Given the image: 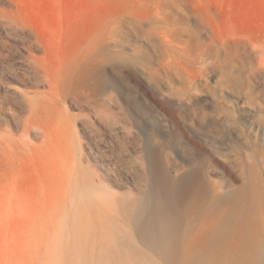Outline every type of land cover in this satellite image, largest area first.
Returning a JSON list of instances; mask_svg holds the SVG:
<instances>
[{"label": "rangeland", "instance_id": "374dc122", "mask_svg": "<svg viewBox=\"0 0 264 264\" xmlns=\"http://www.w3.org/2000/svg\"><path fill=\"white\" fill-rule=\"evenodd\" d=\"M102 33L111 35L112 54L122 46L124 59H99ZM92 51L90 86H63L70 56ZM99 68L112 88L98 87ZM28 119L34 126L24 135ZM11 138L22 149L14 194L35 211L83 212L70 219L69 239L95 233L93 222L100 227L104 236L82 257L54 256L62 248L56 231L25 221L34 252H7L1 203L10 198L12 165L2 142ZM143 144L161 145L172 175L202 169L205 193L185 215L177 264L205 234L199 264H226L237 228H220L226 213L264 222V0H0V264H167L135 238H122L134 243L133 257L100 254L116 251L110 235L126 231V208L145 189ZM61 146L79 154L67 178L59 175ZM58 184L67 197L82 188L83 204L66 197L55 208L47 192Z\"/></svg>", "mask_w": 264, "mask_h": 264}, {"label": "bare ground", "instance_id": "6f19581e", "mask_svg": "<svg viewBox=\"0 0 264 264\" xmlns=\"http://www.w3.org/2000/svg\"><path fill=\"white\" fill-rule=\"evenodd\" d=\"M111 39V35L108 33H102L100 35L95 45L97 56L99 59H102L103 56H116L120 59H124L122 46L119 43L118 52L112 54L108 50L107 42H110ZM164 42L166 46H169L168 42ZM94 52L95 51L89 53L85 52L75 57L70 56L71 59L68 61L69 69L65 74L66 78L63 86L66 88L90 86V77L95 74L94 69L90 67L93 65V61L96 57V53ZM136 62V59L131 60L133 64ZM116 70L118 73L121 71L119 67H117ZM96 73L99 78L98 87L100 90H106L114 86V83L109 80L103 68H99ZM32 126H34V123L30 119L25 121L23 128L24 135L29 133V128ZM138 128L146 138L147 132L144 131L141 126H138ZM62 148L66 151H62L64 159L60 164L64 163L65 167H58V169L60 171V177L67 178V168L71 169L75 161L79 160V154L76 150L74 152H67L68 149L66 147ZM160 148L161 145L150 146L143 144L142 156L145 164V189H143L139 197L134 199L126 208L128 214L126 231L120 236L115 234L110 235V241L116 247V251L106 248L100 251L104 259H109V256H113L115 252L126 257H133L137 253V250L133 248L134 243L130 240L126 242L122 241V238L126 237L135 238L143 242L148 246L151 254L160 256L167 264H177L180 262L179 248L184 233L185 215L192 209L193 202L196 198L204 195L205 184L203 181L202 169L199 165L183 169V171L177 175L170 174L167 169H165L161 160ZM2 149L6 154V159L8 158L12 165V171H10L12 174H10L11 179L8 184L6 183L10 198H8L6 202L2 200L3 203H1V208L3 209L1 220L5 224L4 240L7 252L14 257H24L34 252L33 249L31 250L34 241L28 237V234H25V232L21 230V225L25 222L32 228L39 227L46 232L56 231L54 234L55 239L57 244L62 247L52 253L56 257H82L89 251L90 245L94 247L93 244L100 241L104 236L102 234L101 237H99V231L101 229L96 226L94 222L92 223L94 225L92 231H95V233H83L81 238L77 241L73 235V240L69 239L70 237L68 238L67 236V233H69L67 227H69L68 224L71 221L70 219L75 215L83 217V212L81 213L71 209L68 215L67 213L63 215L64 213L61 209H48L43 212L35 211L34 208L28 207L26 199H22L21 194V196L19 194H14V191L17 192L21 189L20 186L17 185V174L19 164L18 158L20 150L22 149L19 140L14 138L5 139L2 142ZM69 172H71V170H69ZM59 186L60 184L55 185L47 192L55 208H58L57 202H62L64 198L67 197V190ZM228 196H231V194L227 193L217 196L211 200V204L213 206H218ZM84 198V190L78 187L73 189L67 197L70 203L76 205L78 203L79 205L83 204ZM21 200H23V202ZM84 203L88 204L87 201H84ZM54 217H57L58 220ZM232 222H235L237 228L228 236V248L224 256L226 264H264V222H261L255 216H252V218H245L244 220H238L234 217V210H230L222 220L220 228L224 227V224ZM206 237L207 234L199 239H195V241L190 244V258L185 264H199V254H202V256L205 255L206 250H201V252H199L196 248L200 245H204L203 241ZM210 260L212 262L216 261V257L213 256Z\"/></svg>", "mask_w": 264, "mask_h": 264}]
</instances>
